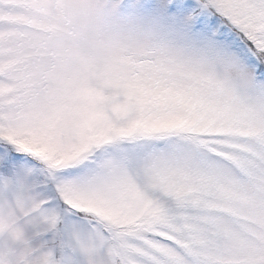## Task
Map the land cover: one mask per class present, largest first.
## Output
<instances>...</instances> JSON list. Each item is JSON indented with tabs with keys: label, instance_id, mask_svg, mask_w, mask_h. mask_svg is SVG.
<instances>
[{
	"label": "snow or ice",
	"instance_id": "obj_1",
	"mask_svg": "<svg viewBox=\"0 0 264 264\" xmlns=\"http://www.w3.org/2000/svg\"><path fill=\"white\" fill-rule=\"evenodd\" d=\"M0 264H264V0H0Z\"/></svg>",
	"mask_w": 264,
	"mask_h": 264
}]
</instances>
